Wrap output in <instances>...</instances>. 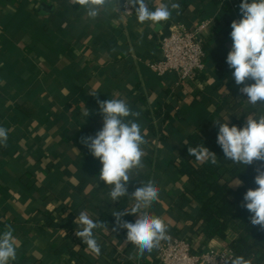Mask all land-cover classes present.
Returning <instances> with one entry per match:
<instances>
[{
  "label": "crops",
  "instance_id": "1",
  "mask_svg": "<svg viewBox=\"0 0 264 264\" xmlns=\"http://www.w3.org/2000/svg\"><path fill=\"white\" fill-rule=\"evenodd\" d=\"M167 2L150 0L149 7ZM175 2L180 15L173 10L171 27L210 21L201 36L205 69L184 81L176 72L158 75L148 66L160 57L168 21L157 28L141 24L134 9L131 15L123 12V0L95 20L67 0H0V126L9 130L7 147H0V221L11 225L17 238L14 264H74V253L61 243L83 210L92 219L112 217L111 222L102 218L108 227L94 233L100 255L85 244L81 249L91 264H159L157 249L130 259L136 247L126 241V230L112 231V212L130 210L133 201L110 199V186L99 181L100 161L81 142L102 128L97 98L125 99L140 113L137 122L147 140L144 168L133 174L128 192L154 180L159 200L148 211L168 229L191 217L186 184L172 162L188 152L187 134L197 128L205 132L225 114L246 120L264 109L247 103L226 63L230 25L240 19L239 9L223 0ZM151 115L155 131L149 127ZM54 213L61 218L56 225L50 224ZM235 237L228 231L229 239ZM222 246L217 239L207 245Z\"/></svg>",
  "mask_w": 264,
  "mask_h": 264
},
{
  "label": "clouds",
  "instance_id": "2",
  "mask_svg": "<svg viewBox=\"0 0 264 264\" xmlns=\"http://www.w3.org/2000/svg\"><path fill=\"white\" fill-rule=\"evenodd\" d=\"M71 6L78 5L86 16L95 20L101 10L107 11L117 6L120 0H67ZM150 0H123L126 9H134L137 21L148 22L150 26H163L172 18L173 10L180 15V4L168 0L154 8L149 7ZM240 19L231 22V49L226 63L230 69L239 92L247 97V103L254 108L264 106V0H242L239 5ZM251 81V83H249ZM96 96L97 93H90ZM99 114L102 116V128L95 135L81 138L90 154L102 165L99 181L110 186L109 196L113 202L128 197L133 201L129 210L113 211L115 227L112 231L126 230V241L136 247V253L130 259L143 257L145 252L158 249L162 241L171 239L168 225L155 214L148 211L152 203L159 200L160 188L154 180L140 183L129 194L128 183L133 174L144 168L145 155L143 145L147 144L141 126L137 122L139 112L133 111L125 99L111 98L99 100ZM89 116V111L83 113ZM218 125L216 143L220 146L225 160L234 164L255 168L254 183L257 187L248 188L243 195L241 207L249 212V222L253 227L264 231V109L259 115L247 117L243 127L229 126L228 122L214 121ZM9 130L0 126V147H7ZM188 154L198 162L218 164L215 152L202 143L188 148ZM243 181L231 179L229 187H241ZM126 215H135L134 222L123 219ZM77 225L75 235L87 245V249L100 255L101 247L94 235V230L108 225L100 220H93L86 211H81L74 221ZM17 260V238L14 229L7 225L0 232V264H14ZM229 264H250L243 256H235Z\"/></svg>",
  "mask_w": 264,
  "mask_h": 264
},
{
  "label": "trees",
  "instance_id": "3",
  "mask_svg": "<svg viewBox=\"0 0 264 264\" xmlns=\"http://www.w3.org/2000/svg\"><path fill=\"white\" fill-rule=\"evenodd\" d=\"M238 1L242 2V0ZM167 117L168 113L165 118ZM149 119L151 121L150 130L155 131L152 115ZM223 122H228L229 126L243 127L246 120L229 119L225 114ZM217 133V124L209 127L205 132L197 128L187 134L186 140L189 147L202 143L210 151L215 152L218 164L198 162L188 152H183L180 157L172 161L177 167L180 180L186 184L183 195L188 199V205H192V208L186 211L190 212V219L182 221L180 226L169 228L168 232L189 239L193 252L207 248L211 240L217 239L225 246L233 248L235 256H243L250 261V264H264V231L250 224L249 212L241 207L243 195L247 189L257 187L254 183V176L259 162L243 166L225 160L220 146L216 143ZM236 178L242 180L243 185L238 188L229 187L231 179ZM49 216L52 225L59 224L61 221L60 215L56 213ZM102 218H105L107 222L112 221L111 215L105 213L102 214ZM102 218L93 220L101 221ZM14 223L15 218L11 217V224ZM7 225L9 224L0 221V228L3 231ZM106 228L96 229L94 233L104 232ZM76 229L77 227L75 229L71 227L70 231H67L61 246L74 253V264H91L81 252L84 243L75 235ZM228 231H233L236 237L229 239ZM99 245L102 249L101 244Z\"/></svg>",
  "mask_w": 264,
  "mask_h": 264
},
{
  "label": "built area",
  "instance_id": "4",
  "mask_svg": "<svg viewBox=\"0 0 264 264\" xmlns=\"http://www.w3.org/2000/svg\"><path fill=\"white\" fill-rule=\"evenodd\" d=\"M223 1L228 2L233 9H239L238 0ZM122 8L126 15L133 14V9H126L124 4ZM209 26V20L202 21L196 27L173 25L170 34L161 40L160 57L149 62V68L158 75L176 72L180 81L194 79L205 69V48L201 36ZM168 234L171 239L162 241L157 249L159 264H229V260L235 256L230 246L207 247L193 252L189 239Z\"/></svg>",
  "mask_w": 264,
  "mask_h": 264
},
{
  "label": "water",
  "instance_id": "5",
  "mask_svg": "<svg viewBox=\"0 0 264 264\" xmlns=\"http://www.w3.org/2000/svg\"><path fill=\"white\" fill-rule=\"evenodd\" d=\"M171 21H168L164 27H162V36L161 40L167 37L170 34Z\"/></svg>",
  "mask_w": 264,
  "mask_h": 264
}]
</instances>
